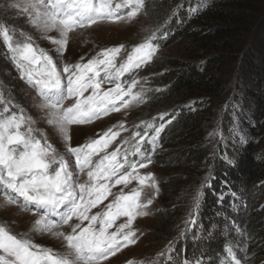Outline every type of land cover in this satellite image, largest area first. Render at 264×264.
<instances>
[{"label": "snow or ice", "instance_id": "obj_1", "mask_svg": "<svg viewBox=\"0 0 264 264\" xmlns=\"http://www.w3.org/2000/svg\"><path fill=\"white\" fill-rule=\"evenodd\" d=\"M205 4L189 5V18ZM183 8L177 4L162 21L144 28L147 34L130 49L101 47L73 61L72 46L92 43L91 30L147 18V0H0V56L11 64L38 113L33 115L0 79V208L32 217L27 232L0 220V264H115L138 243L143 233L136 221L153 214L161 193L160 181L148 169L176 114L161 113L131 128L120 120L83 143L74 144L73 133L113 113L127 114L148 103V93L161 91L147 87L150 80L140 73L154 63L159 41L168 39L170 24ZM41 40L50 47L41 46ZM215 135L210 132L208 138ZM220 158L232 163L226 153ZM213 179L209 169L183 226H177L178 235L154 257L126 264H249L255 253L249 255L244 242L239 249L237 242H225L215 258L203 250L189 256L186 245L178 246L190 233L193 242L204 238L203 227L196 228ZM223 199L221 193L218 202ZM34 236H47L59 247L37 243Z\"/></svg>", "mask_w": 264, "mask_h": 264}, {"label": "trees", "instance_id": "obj_2", "mask_svg": "<svg viewBox=\"0 0 264 264\" xmlns=\"http://www.w3.org/2000/svg\"><path fill=\"white\" fill-rule=\"evenodd\" d=\"M177 4H183L184 8L170 24L171 31L175 33L173 41L185 37L198 47L197 51L204 53L194 55L173 71H158L153 78L155 85L166 88L155 96L156 106L150 107L149 111L172 104L176 111L174 122L177 123L173 122L160 138L161 147L166 141V149H174L172 155L159 162V165L178 170L175 179L167 174L164 181L166 186L174 183V188L168 189V192L162 188L171 205L167 207L168 210L160 212L168 220L161 231L164 234L171 233L179 222V216L186 210L187 204L175 208L179 204L175 196L186 190L192 192L211 169L214 176L211 181L213 188L205 190L196 231H200L202 226L204 234L216 221L221 204L218 202V195L225 189L224 184L233 193H237L243 183L248 193H238L244 200L248 214L239 222L245 241L251 247L249 255L255 253L249 264H264V0H206L205 7L191 18L187 8L189 5L195 7L197 0L151 1L147 2L148 12L159 19ZM239 30L249 34L245 46L236 47L233 60V67L239 71V82L228 101L224 100L220 111L215 112L212 98L219 90L226 89L215 77L214 71L218 70L219 63L224 64L225 53L233 50L229 40ZM171 42L164 40L167 45ZM213 51L218 54H211ZM8 63L0 56L1 67ZM161 68L162 64L157 63L155 70ZM212 72L214 75L208 76ZM5 79L3 74V80L6 81ZM165 99L167 100L161 103ZM220 115L222 123L219 124L217 117ZM234 125L243 140L232 137L230 129ZM217 127L215 137L208 138L209 133L213 132L210 128ZM180 144L185 145L182 150L177 148ZM214 147L217 148L216 156L212 155ZM224 153L232 160L231 164L220 158ZM180 155L182 161L179 165L177 161ZM173 161L176 163L173 164ZM196 244L198 242H193L192 239L187 243L180 242V246L186 245L189 256L199 249ZM199 244L207 248L209 256L215 258L224 243L206 241Z\"/></svg>", "mask_w": 264, "mask_h": 264}, {"label": "rangeland", "instance_id": "obj_3", "mask_svg": "<svg viewBox=\"0 0 264 264\" xmlns=\"http://www.w3.org/2000/svg\"><path fill=\"white\" fill-rule=\"evenodd\" d=\"M154 2V1H163V0H147V2ZM168 1H176V0H168ZM166 16V15H165ZM162 18H155L153 14L148 12V17L144 18L141 17L140 20L133 24V25H104L102 27L93 29L90 31V40L92 43H88L86 45H79L74 44L72 46V52L70 54V58L74 61L79 59L81 55H93L95 50H98L101 47H111V46H118L120 44H124L126 46L130 47L132 45H135L143 39V37L147 34L143 29L154 26L158 21H162L164 19ZM18 24H23V21H17ZM31 31V29H29ZM171 37H168L167 40L172 41L171 44L167 45V43H164V40L159 41L161 48L159 53L157 54L154 63L149 65L143 72L140 73L141 76H147L150 80V83L147 85V87H150L152 89L160 88V92H150L148 93L149 96V102L139 106V107H133L129 110H127V114L124 112L121 113H113L109 117L104 118L101 121L95 122L93 125H87L82 126L78 132L73 133V143H83L89 136L93 134L94 131L99 132L102 130H105L107 127L117 123L120 120L126 121V125L131 128L133 124L139 123L141 120H148L152 117H159V114L161 113H168V114H176V111L173 110L172 104H165V106L161 107H155L156 110L153 112L149 111L150 107L156 106L155 103V96L157 94H160L161 92L165 91L166 87L157 86L155 85L153 78L157 74L158 71H161L164 73V71H173L178 68L182 62L189 61V58L193 57L194 55H200L204 51H197V46H195L192 41L188 40L187 38L183 37L182 40L179 41H173V37L175 36V33L173 31L170 32ZM248 33L246 31H238L234 37H232L229 41L231 45L233 46V50L228 51L225 53V62L224 64H218L217 68L218 70L215 72V77L218 78L222 82V86L226 89V91H221L216 93V95L212 98V104L214 106L215 112L220 111V107L223 106L224 100L228 101L227 99L234 91V88L237 86V82H239L238 74L239 71L236 70L233 64V60L235 58V53L237 48L239 46H245V43L248 41ZM41 46L44 47H50L47 41H39ZM164 43V45H162ZM93 44H95V49H93ZM211 54H218L217 52H211ZM161 63L162 68L160 70H155L156 64ZM214 72L209 73V75H214ZM3 74H5V80H3ZM0 79L4 81L5 84L10 85L13 90L14 94L17 96L19 101L25 105L26 108H29L32 111V114L35 116H38V113L34 108L31 107L32 101L30 97L26 96L25 94V86L22 84L21 81H19L16 78V73L12 69L11 64L8 63L5 65L0 66ZM227 89L229 91H227ZM167 99L161 101V103H164ZM224 101V102H223ZM223 102V103H222ZM222 103V104H221ZM169 117H166L168 119ZM219 124L222 119V116L217 117ZM175 121V120H174ZM173 121V122H174ZM159 119H157V123H159ZM172 122V123H173ZM171 123V124H172ZM168 124L166 126V129L171 125ZM174 124H177L174 122ZM43 127V125H39ZM165 129V131H166ZM211 131L218 132L217 128H210ZM164 131V132H165ZM232 132V137L237 140L240 139V133L237 131V127L234 125L233 128L230 129ZM163 132V133H164ZM162 133V134H163ZM220 133V132H219ZM122 135H128V133H122ZM165 141V140H164ZM58 147H62L59 144V141H56ZM185 145L180 144L177 146L178 149H183ZM167 144L166 141L164 143V146H159L157 148V152L154 156V163L150 165V168L148 170L152 171L157 179L160 181V187H161V193L157 197V199L154 202L153 207V214L144 217V218H138L136 221L135 226L143 233L138 243L125 250L123 254L119 256V258L115 261V264H126L127 259H134L136 261L142 260V259H149L155 256V254L160 251L165 244L173 239L174 236L178 235L179 226H183V223L188 215V212L190 210V205L192 203L194 194L199 189V185H196L194 190L192 192L187 191L182 194H178L175 196V199L179 202L178 205L175 206L179 208V206H186V210L183 214L179 216V222L177 225H175V228L172 229V232L169 234H164L165 232L161 231V228L165 222H168L165 218H163L160 215L161 211L168 210V206L171 205L167 202V195L163 194L162 188H165V191L168 192V189L174 188V183H172L169 186L165 185V179L167 178V174H170L172 178L175 179V175L178 174L176 170L165 167L162 168L159 165V162H162L164 160H167V158L172 155L173 149L170 147L166 149ZM176 148V146H174ZM176 148V149H177ZM166 149V150H165ZM178 158H180L177 163L180 165L182 161V156L180 155ZM159 161L157 162L156 160ZM173 164L176 162H172ZM147 171V170H146ZM168 171V173H167ZM224 190L221 192L224 194V199L220 201L219 205V212L216 214V221L211 225V227L208 229V232L211 231L212 236H208V232H205L203 235V239L198 241L197 248L198 250H203L207 252V248L201 247L199 243L201 242H215L219 241L222 244L232 240L237 242V248L239 249L240 242H244L248 245V253L250 252V246L245 241V236L243 231L240 229V220L243 216L247 215L248 212L245 211V203L239 197L238 192L245 191L248 193V190L246 189L245 184H240L239 191L237 193H233L232 190L229 189V187L224 184ZM220 193V194H221ZM218 195V198L220 196ZM237 194V195H236ZM249 196L251 194H248ZM251 197V196H250ZM173 206V205H172ZM200 213V212H199ZM32 219L31 216L23 213H19L16 209H3L0 208V220H4L9 222V224L13 227V229L17 232H27L29 229V223ZM264 219V217L262 218ZM199 220V215H198ZM16 221L15 224L12 222ZM199 225V223H198ZM264 225V223H263ZM227 228V230H226ZM239 228L240 231L236 232L235 229ZM34 239L37 243L43 244L45 246H50L54 248L59 247V242L55 241L47 236H34ZM189 239H191V233L189 234ZM188 239V240H189ZM186 241V243L188 242ZM180 246V245H178ZM188 247V246H187Z\"/></svg>", "mask_w": 264, "mask_h": 264}]
</instances>
